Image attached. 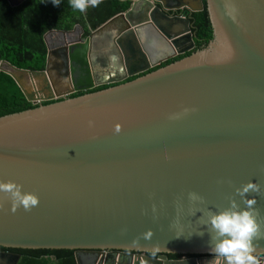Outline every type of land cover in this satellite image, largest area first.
<instances>
[{
	"label": "water",
	"instance_id": "1",
	"mask_svg": "<svg viewBox=\"0 0 264 264\" xmlns=\"http://www.w3.org/2000/svg\"><path fill=\"white\" fill-rule=\"evenodd\" d=\"M128 1L79 43L46 44L43 71L0 61L37 106L0 118V180L39 198L13 210L0 193V248L71 250L76 264L84 254L95 264H207L201 210L239 202L235 189L251 181L261 185L254 244L264 264V0H205L212 40L163 67L195 48L190 20L168 13L200 12L203 0ZM115 24L117 62L96 80L87 55ZM169 254L209 257L172 263ZM13 258L0 254V264Z\"/></svg>",
	"mask_w": 264,
	"mask_h": 264
},
{
	"label": "trees",
	"instance_id": "2",
	"mask_svg": "<svg viewBox=\"0 0 264 264\" xmlns=\"http://www.w3.org/2000/svg\"><path fill=\"white\" fill-rule=\"evenodd\" d=\"M203 10L190 13L182 11L190 20L195 48L193 51L177 56L160 67L183 59L190 54L204 49L212 40V28L203 0ZM130 7L128 0H103L99 7H89L80 13L70 7L69 0H62L60 7H54L50 0H24L11 6L7 0H0V61L29 71H43L46 65L47 46L44 36L49 31L70 32L75 26L82 29V37L100 27L114 16L124 13ZM158 68H155L156 70ZM152 71V70H151ZM132 77L126 82L135 79ZM109 86H102L88 91L97 92ZM84 93L70 96L75 98ZM56 102V101H55ZM54 102L44 103L48 105ZM27 102L14 81L0 73V118L36 108ZM20 254L17 264H76L74 251L71 250H18L4 249Z\"/></svg>",
	"mask_w": 264,
	"mask_h": 264
},
{
	"label": "clouds",
	"instance_id": "3",
	"mask_svg": "<svg viewBox=\"0 0 264 264\" xmlns=\"http://www.w3.org/2000/svg\"><path fill=\"white\" fill-rule=\"evenodd\" d=\"M50 2L54 7H60L62 0ZM102 2L103 0H69L70 7L80 13H85L89 7H99ZM22 187L12 180H0V193L8 196L13 210L21 206L30 210L39 203L35 194L22 191ZM260 194L261 185L249 181L235 189V196L240 198L239 202L235 197H231L228 206L221 210H201L207 217L201 222L208 229V250L212 258L207 264H260L256 255L257 246L254 244L262 234L257 220L259 212L255 198ZM188 199L192 202H203V197L195 192H190ZM196 234L203 237L205 232L200 230ZM150 236L151 232L147 233L145 238Z\"/></svg>",
	"mask_w": 264,
	"mask_h": 264
},
{
	"label": "crops",
	"instance_id": "4",
	"mask_svg": "<svg viewBox=\"0 0 264 264\" xmlns=\"http://www.w3.org/2000/svg\"><path fill=\"white\" fill-rule=\"evenodd\" d=\"M117 28H118V24L111 25L107 30L103 31L101 34L96 35L94 37L95 38L94 43H97L98 49H93L92 59H91L92 62L90 61V68H92L91 69L92 74H94L93 77L96 80L105 78L110 72L111 74L113 73L112 66L113 65L115 66V63L117 62V54L109 44L110 42L109 40ZM80 29L81 28L79 27V29H76L75 31L66 33L65 36L64 35L62 36L60 32L51 33L48 36H46V38H62V37L77 38L76 33H78ZM103 38H108V43H106L105 41H103L102 43L101 41L103 40ZM97 46L93 45L94 48H96ZM52 76L54 77V73H52ZM60 87H63L62 82Z\"/></svg>",
	"mask_w": 264,
	"mask_h": 264
},
{
	"label": "flooded vegetation",
	"instance_id": "5",
	"mask_svg": "<svg viewBox=\"0 0 264 264\" xmlns=\"http://www.w3.org/2000/svg\"><path fill=\"white\" fill-rule=\"evenodd\" d=\"M180 12H182V11H172V12H169L168 14L174 15V16L175 15L176 16H184L185 18H188V17H186L185 14H182V13L180 14ZM75 27H78V26H75ZM77 29H79V28H77ZM80 31H78V33H76L77 34V38L68 39L70 37H67V38L62 37V38H56V39L55 38H52V39H50L51 42H54V43L51 44V46L57 49V48H60V46H63L64 44H66V43L67 44L79 43L78 42V40H79L78 37L81 35V33L83 35V31L81 29H80ZM67 33H69V32H67ZM48 35L49 34L45 35L44 38L46 39V36H48ZM82 35H81V37H82ZM81 40H83V37L81 38ZM103 41H105L106 43H108V38H104L101 42L103 43ZM93 43H94V40H93L92 44ZM46 44H47V41H46ZM93 45H96L97 46V43H94ZM93 49H98V46L96 48H94L92 46V50L88 53L87 57L89 59V63H90V61L92 62L91 59H92ZM77 64H75V65H77ZM85 69H86V66H84V69L83 70H85ZM76 75H77V71L75 73V76ZM84 79H85V81L87 79V76L85 74H83V77L80 79V81H84ZM0 254H7L8 256L10 255L11 257H14L13 260L15 259V257H19V260H20V257H21L20 254L14 253V252H10V251H0ZM160 256H161L160 254H154V255L153 254H147L146 257H149V258H152V259L157 260ZM208 257H205V256H190V255H170V254L169 255H166L167 262H172V263L173 262H175V263H182V262H187V261L192 260V259H204V258H208ZM74 258H75V254H74ZM80 259H81V264H90L91 259H93V261H92L93 263L92 264H95L94 262H96L95 256L94 255L92 256L90 254H84V255H82V257ZM19 260H18V262H19Z\"/></svg>",
	"mask_w": 264,
	"mask_h": 264
},
{
	"label": "rangeland",
	"instance_id": "6",
	"mask_svg": "<svg viewBox=\"0 0 264 264\" xmlns=\"http://www.w3.org/2000/svg\"><path fill=\"white\" fill-rule=\"evenodd\" d=\"M50 39H52V38H46V41H47V44L49 45V47H51V49H53L54 47H52L51 44L54 42H51ZM68 39H72V38H68Z\"/></svg>",
	"mask_w": 264,
	"mask_h": 264
}]
</instances>
